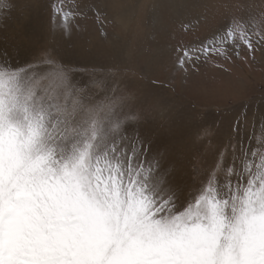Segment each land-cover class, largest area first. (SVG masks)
Instances as JSON below:
<instances>
[{
    "label": "snow or ice",
    "instance_id": "obj_1",
    "mask_svg": "<svg viewBox=\"0 0 264 264\" xmlns=\"http://www.w3.org/2000/svg\"><path fill=\"white\" fill-rule=\"evenodd\" d=\"M14 8L0 0V19ZM52 11L70 34L78 13L65 0ZM257 46L264 12L234 17L177 65ZM76 75L47 51L20 64L0 50V264H264V115L243 136L237 120L235 140L181 187L129 134L126 98Z\"/></svg>",
    "mask_w": 264,
    "mask_h": 264
},
{
    "label": "rangeland",
    "instance_id": "obj_2",
    "mask_svg": "<svg viewBox=\"0 0 264 264\" xmlns=\"http://www.w3.org/2000/svg\"><path fill=\"white\" fill-rule=\"evenodd\" d=\"M56 2L13 0L0 50L20 64L47 51L75 67L78 82L103 80L136 117L129 134L150 144L174 184H198L235 140L237 120L243 136L264 115V46L177 65L180 50H199L234 17L259 19L264 0H65L78 13L67 35L53 28Z\"/></svg>",
    "mask_w": 264,
    "mask_h": 264
},
{
    "label": "bare ground",
    "instance_id": "obj_3",
    "mask_svg": "<svg viewBox=\"0 0 264 264\" xmlns=\"http://www.w3.org/2000/svg\"><path fill=\"white\" fill-rule=\"evenodd\" d=\"M140 3H141V2H140ZM141 4H142V3H141ZM127 6H128V4H127ZM139 6H140V5H139ZM141 8H142V7H141ZM202 46H203V45H202ZM139 55H140V54H139ZM114 56H115V55H114ZM137 62H138V61H137ZM179 151H180V150H179ZM169 152H170V151H169ZM178 153H181V152H178ZM179 155H181V154H179ZM181 157H182V156H181ZM181 157H180V158H181ZM171 174H172V173H171ZM170 176H172V175H170ZM179 176H180V175H179ZM176 177H177V176H176ZM171 178H172V177H170V179H171ZM168 179H169V177H168ZM176 179H177V178H176ZM178 180H179V179H178ZM178 180H177V181H178Z\"/></svg>",
    "mask_w": 264,
    "mask_h": 264
}]
</instances>
